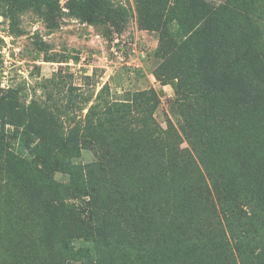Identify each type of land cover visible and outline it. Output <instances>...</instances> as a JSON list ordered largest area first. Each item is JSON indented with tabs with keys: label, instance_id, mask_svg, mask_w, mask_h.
<instances>
[{
	"label": "trees",
	"instance_id": "trees-1",
	"mask_svg": "<svg viewBox=\"0 0 264 264\" xmlns=\"http://www.w3.org/2000/svg\"><path fill=\"white\" fill-rule=\"evenodd\" d=\"M214 1L182 0L179 8L171 9V17L191 33L176 47L179 58L173 60L187 54L192 58L187 63L177 61L174 67L164 61L156 74L162 84L175 89L173 111L181 132L172 120L163 128L154 117L159 104L154 90L138 94L150 103L146 114L133 115L128 103L114 102L101 123L108 133L88 128L84 140L98 157L83 167L85 181L71 197L84 201L80 213L92 218L95 226L101 212H112L124 203L129 205L128 220L135 224L126 231L130 242L122 237L108 246L109 251L125 249L124 257L115 260L107 257L108 251L99 250L100 256L84 252L79 256L82 264H264V169L254 173L239 151L230 155L231 161L219 158L222 151L215 152L213 139L220 130L232 146L238 144V131L257 126L263 128L259 139L264 144V0ZM0 2L10 7L11 16L18 9L32 8L47 17L60 7L58 0ZM167 4L141 10L146 29L167 28L163 13ZM235 6L240 10L238 22L232 16ZM65 7L70 16L93 24L100 23L102 15L113 16L108 13L111 0H67ZM159 49L158 56L168 54L164 45ZM0 110L36 132L41 141L46 138L38 118L29 119L17 98L1 97ZM10 136L3 132L1 143ZM183 138L189 147L182 146ZM80 155L77 146L63 158L61 170L72 175ZM13 158L0 147V177L4 178L0 196L6 202L0 215V240L10 251L4 264H44L36 243L51 245L60 211L77 208L46 193L48 177L43 180L41 173L47 171L52 178L53 155H38L41 171L24 170ZM205 226L208 229L202 232ZM98 235L99 243L110 242L114 233L101 229ZM198 246L202 251L191 253ZM132 250L136 258L129 256ZM220 254L223 263L213 259ZM49 257L63 264L59 254Z\"/></svg>",
	"mask_w": 264,
	"mask_h": 264
},
{
	"label": "rangeland",
	"instance_id": "rangeland-1",
	"mask_svg": "<svg viewBox=\"0 0 264 264\" xmlns=\"http://www.w3.org/2000/svg\"><path fill=\"white\" fill-rule=\"evenodd\" d=\"M58 1L59 9L47 17L32 8L18 9L11 16L10 7L0 2V98H17L21 110L29 119L36 116L46 135L41 141L36 132L18 125L6 110H0V147L10 151L15 163L28 171L42 170L38 155H53L56 158L54 175L51 178V173L50 176L47 171L41 173L43 180L48 177L44 183L46 193L77 208L60 211L58 225L53 226L51 245L40 240L36 243L39 246L36 252L44 264H57L49 257L52 253L59 254L63 264H82V258H79L82 253L99 255V250L103 254L110 252L107 257L116 260L125 256V249L119 247L109 251L108 246H113L109 244L122 237L130 242L126 231L129 232L128 229L135 224L125 214L128 203L117 208L118 204L112 212H101L95 226L92 218L80 213L84 201L71 197L85 181L86 170L83 167L98 157L94 148L84 140L85 135L89 127L98 134L108 133L104 130L106 125L101 123L109 115V105L114 102L128 103L133 115L146 114L150 103L138 94L152 90L159 99L154 111L156 120L163 128H167L169 120H172L180 131L178 115L173 111L177 98L175 89L172 84H162L156 72L164 61L169 67H174L177 61L187 63L192 58L187 54L173 60L179 58L174 54L176 47L191 33L171 17L172 7L179 8L182 0L166 3L163 13L168 24L163 30L146 29L141 10L155 8L156 5L162 9L166 5L164 0L161 4L156 0H111L113 8L108 13L113 16L102 15L101 22L97 24L70 16L65 7L67 0ZM214 2L220 3L218 0ZM121 7L126 10L125 14ZM232 16L235 21H240V10L236 6ZM163 34L165 40L161 41ZM161 45L168 51V54L163 53V58L158 56ZM262 130L251 126L238 131V144L232 146L224 138V132L217 130L213 138L217 142L214 144L215 152L222 151L221 156L224 157L219 158L231 161L230 155L234 156L239 151L251 163L254 173L261 171L264 169V144L259 139ZM3 132L11 134L6 143H1ZM113 133L116 134L114 130ZM246 142L250 145H245ZM77 146L81 148V155L75 158L71 175L61 170V164ZM182 146L189 147L185 138ZM0 184L4 185V178L0 177ZM0 201V215H4L6 202L2 197ZM101 229H110L114 233L110 242L101 240L99 243L96 240ZM207 229L205 226L202 232ZM197 251H202L201 246L191 249V253ZM9 252L6 241L0 240V264L8 261ZM136 255V250L129 254L134 258ZM262 257L264 260V251ZM211 259L209 255L208 261ZM213 259L217 263L224 262L222 254Z\"/></svg>",
	"mask_w": 264,
	"mask_h": 264
}]
</instances>
